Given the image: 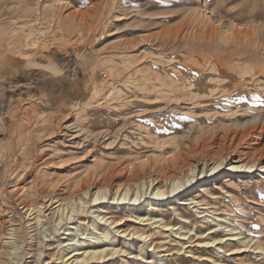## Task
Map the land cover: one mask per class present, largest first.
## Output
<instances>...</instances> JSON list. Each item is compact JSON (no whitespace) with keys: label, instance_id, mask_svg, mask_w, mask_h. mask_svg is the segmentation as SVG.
<instances>
[{"label":"rangeland","instance_id":"374dc122","mask_svg":"<svg viewBox=\"0 0 264 264\" xmlns=\"http://www.w3.org/2000/svg\"><path fill=\"white\" fill-rule=\"evenodd\" d=\"M0 31L5 39L0 44H8L0 45V246L13 252V264H76L75 256L62 255L83 250L79 242L85 239L105 251H121L84 264H264V249L254 248L257 240L264 244L263 167L229 169L238 158L264 163L263 125L253 121L258 127L249 135L228 137L221 145L217 127L247 119L250 127L249 119L264 114V71L256 81L244 74L247 65H264V0H0ZM206 59L235 66L245 92L233 100L197 93L201 84L188 80L190 66L200 67ZM108 95L138 102L120 111L105 104L84 108L104 112L102 125L112 132L115 127V136L106 135L94 147L63 136L62 121H77L81 97ZM184 133L190 134L189 145L214 133L205 142V155L191 160L225 155V163L206 170L200 182L210 180L207 186L184 196L188 203L177 204L176 211H151L152 219L160 213L165 221L185 225L193 242L186 239L182 246L159 222L142 224L128 215L132 191L126 199L114 192L116 185L129 184L126 163L149 157L164 163ZM100 184L110 190L94 200ZM145 186L143 192L153 194L152 186ZM82 189H91L82 199L90 198L86 208L59 222L58 203H77ZM28 193L34 204L44 202L38 224L36 213L29 214L21 201ZM54 195L62 200H47ZM183 210L186 221L179 216ZM112 218L126 220L129 230L144 226L154 245L122 232V223L110 224ZM14 225L18 236L6 233ZM38 233L39 257L33 250ZM216 233L221 238L207 244ZM244 235L253 238L250 246L238 241ZM149 256L153 261L146 262Z\"/></svg>","mask_w":264,"mask_h":264},{"label":"bare ground","instance_id":"6f19581e","mask_svg":"<svg viewBox=\"0 0 264 264\" xmlns=\"http://www.w3.org/2000/svg\"><path fill=\"white\" fill-rule=\"evenodd\" d=\"M246 28L247 27H245V30L249 31V29L247 30ZM0 39H2V38L0 37ZM4 40L5 39L3 38L1 40V42H3ZM0 45L6 46L8 44L3 43ZM190 67H191V70H192L191 72L193 75L189 76V79L186 78V80L188 79L192 83L197 82L198 84H201V87L199 86V87L195 88L197 93H200V92L201 93L203 92V94H208V93L220 94V93H222L225 98H229V99L233 100L235 97H239L240 94L245 92V89L242 88L243 82H241V80H244V79L243 78H241V80L239 79L238 72H237V69L235 68V66H229L228 64L220 63L217 60L208 61L206 59L205 62L202 61V63L200 64V67H192V66H190ZM180 69H182L183 71L185 70L182 67H180ZM182 70H180V72L178 73L180 75V77H179L180 79H184V77L182 76V73H183ZM207 71H211V72L206 75L205 73ZM263 71H264V65H254V66L247 65V66H245L244 74H245V72L246 73L249 72L250 80L256 81L258 79L257 76L260 75ZM246 84H253V82L246 83ZM254 85L257 86V83H255ZM256 95H254V96H256ZM252 96L253 95L247 94V96H245V97L251 98ZM260 96H262V95H260ZM258 97H259V95H258ZM156 98H158V97H156ZM150 99H152V98H150ZM137 103L138 102L136 100L131 99V100L125 101V100L120 99V97H117V96H109V95L105 96V97L95 96V98H89L88 96H83L80 98V101L78 103L80 105V108H79L80 111H78L77 121H71V119L69 120L68 118L63 119V121H62L63 136L66 138L70 137L72 139V142H77V143L81 142L82 143V142L87 141V143H92V146L94 147L96 145V142L98 143V141H100L106 135L109 134V138L112 136H115V134H116L115 132H117V129L115 127H113V129L116 130L115 132H112L111 126L104 129L105 127L102 125V123H105V122H104V118L101 117L102 116L101 114L104 112H100V111L97 112L93 109H91V110L89 109V110L85 111L84 108L90 107L93 104H95V105L105 104V107H107V108L113 107V108H115V110L120 111L125 107H132ZM159 107L161 108V106H159ZM112 115H116V112L113 111ZM44 116H45V114H40V117H44ZM251 120H252V122H251ZM110 121H113V120H110ZM253 121H255L254 122L255 124L259 122L258 126L263 125L262 128H264V114H260V113H258V114L256 113L253 116V119H249V122H251L250 127L246 126L248 124V119H247V121H244V122L243 121L242 122H236V123L234 122L235 124H233V125H232V123L231 124H219V125H217L218 128H222V132L220 135L221 136L220 137V139H221L220 145L222 144L221 142H223L228 137H230L232 139L233 137L239 136L240 139L241 138L243 139L246 135H249L252 132V130L254 129V127L257 126V125H254V126L252 125ZM189 136H190V134L184 133L182 138L176 142V149H175L174 153L170 156H167L165 158L164 163H162V164L159 162L158 163L153 162L154 160L152 161L151 157L147 158L148 160L144 161L143 163H137V162L136 163L134 162L132 164L126 163V165L129 166V169H130V178H129V182H128L129 184H127V185H122V184L116 185V191L114 192L115 198L117 196V198L119 197L121 199L122 198L126 199V197L129 195V193L132 191L134 196H135V199H132L133 200L132 202L128 201V204L125 205L126 208L128 207V209H130V211H132V212L128 213V215L130 217L135 216V218L137 220L140 219L139 221H135V222L140 223L142 221L141 222L142 224L152 225L156 222H159V225L161 227H163V230L169 232L170 236L174 235L176 237L175 240L177 242L181 243L182 246L185 245L186 239L188 241L193 242L192 235L188 234L187 232H184V230H182L185 228V225L179 223L181 225L177 226L178 224H175V223L172 224L171 221H167V220L165 221L164 217H162L160 213L155 215L154 218L152 219L151 211L153 209H155V210H160L161 212H167L168 213L169 207L173 208L172 209L173 211H176V208H177L176 205L177 204L188 203L187 200H185L186 197H184V196H186V195L190 196L193 194H197L199 190H201V189L203 190L204 187L207 186L206 184H208L210 180L207 182H203V183L200 182L201 177H203L202 174L206 170H208V169L209 170H213V169L217 170L218 168L224 166V163H225V155H220L217 159H215V158H208V159L207 158H204V159L200 158L201 156L203 157L205 155L204 148H203V147H205L204 146L206 144L205 142L210 140L211 137L215 136L214 133H209V134L205 133L202 135V137L200 138L199 141H196V144L194 142L190 145L187 144V142H186V140L188 141ZM202 143H203V145H202ZM197 144L202 145V148H199V146ZM194 154H196L195 156L199 155L200 157L195 159V160H191V157L194 156ZM238 161H239L238 163H230L231 167L229 169H231L233 171H237V172H242V171L248 172V171H253L252 170L253 168L258 169V167L260 166L261 168L263 167V170H264V163H261L260 161H258L257 159H255L253 157L248 158V159L238 158ZM198 167H199V171H198ZM196 171H198V172H196ZM200 173H201V175H200ZM146 183H147V187L152 186L153 194L149 195V194L143 192V191H145L144 188L146 187L145 186ZM82 190L84 193H82L81 197H79L80 201H78L77 203H74L71 200L70 201H63L61 198L57 197L56 195L51 196L49 199H47V200L53 201V199L56 197V200H54V201L59 202V200H62L58 203L59 207L54 210V211L58 212V218H59L58 221L59 222H61L64 219V217L70 218V217H72V215L76 211L78 212L80 209L84 210L86 208L87 203L90 201V198L85 199V200H82V199L84 196L86 197V195L91 191V189H82ZM109 190H110L109 185L108 186H105V185L98 186L97 189L93 192V194H94L93 199L98 200L102 197H106ZM30 193L33 194L32 192H30ZM110 193H112V191H110ZM31 194L28 193V194L22 196L21 201L24 203L25 210L28 211L29 214L32 212L36 213L34 218H35L36 224H38V222H39L38 220L41 217L45 216V210L43 207L44 202H42L39 205L34 204L35 203V202H33L34 198L32 197ZM143 194H144V199L142 200ZM191 198H193V197H191ZM138 199H139V201H138ZM129 202L132 205H130ZM104 203L105 202L101 203L102 205H99V207H102V208L105 207ZM106 214L107 213L105 212V214L102 216V218H104L106 216ZM146 214L151 215V217H148V215H146ZM99 215H101V214L98 213V217H99ZM179 216L181 217V221L188 220V218H189L188 211L183 210L182 212L179 213ZM74 218H75V216H74ZM106 220H107V218H106ZM148 220L150 222H148ZM143 222H145V223H143ZM112 223H113V225H114V223H116V224L122 223V230H121L122 232H127L129 230L128 225H127L129 223H127L126 220H123V218H121L119 220L112 218L110 224H112ZM231 229H234V228H231ZM190 230H191V228H188V231H190ZM19 231H20L19 228L16 227L15 225L12 227L11 230H10V227L6 228V233H9L12 235L14 234L13 236H18L20 234ZM131 232H132V234H137L139 237H142L147 244H149L151 246L154 245V241L152 240V237H151V232H148L144 228V226L141 228H138V229L135 227H132V228H130L128 234H130ZM239 235L240 234H238L237 236H239ZM71 236L72 235H70V237ZM73 236H74V234H73ZM105 236H107V237L110 236L109 237V239H110V238H113L114 234L111 236L110 232L106 230ZM6 237H10V236H6ZM233 237H235V236H233ZM38 238H39V241H37V247L35 249H33V250H35L37 257H39L41 255V249L39 247V243H40V239H41L40 234H39ZM100 238H102V237H100ZM220 238H219L218 233H216L214 235L211 234V235H209V240H207V241L205 240V242H207V244L212 242L211 245H213V243H215ZM228 238H230V237H228ZM237 238L239 239L238 241L245 243V246H250L249 243L253 240L252 237L248 238L246 235L241 236V237H237ZM81 240H83V239H81ZM89 242H91V244H84V243H89ZM3 243H6V241ZM79 243H81L80 245H82V244L84 245L81 247V248H83V250L75 252L74 254H71V255L68 252V254L62 255L63 258H65L66 260H69L71 257L75 256L74 259H72V261L75 260L76 264H84L86 262H89V260H91V259L104 260L106 258V256H108V255H109V259H110V258L114 257V255L117 252L121 251V248L119 249V247H116V246H114L116 248H112V250L105 251L106 249H105V247H102V244L95 243V241L93 243L91 240H86V239L83 240L82 242H79ZM217 243H220V242H217ZM1 247H3V246H0V264H13V262H14L13 261L14 256L12 255L13 252H11V250H9L7 246L5 248H1ZM219 247H222V246L219 245ZM254 248L264 249V244H262L259 240H257V246H255ZM235 250H241V248L239 246H237V248ZM140 254H141V252H140ZM145 261L146 262L153 261V257L149 256L146 258Z\"/></svg>","mask_w":264,"mask_h":264}]
</instances>
